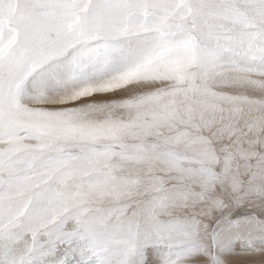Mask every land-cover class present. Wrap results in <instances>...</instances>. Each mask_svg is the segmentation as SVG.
<instances>
[{"label":"snow or ice","instance_id":"obj_1","mask_svg":"<svg viewBox=\"0 0 264 264\" xmlns=\"http://www.w3.org/2000/svg\"><path fill=\"white\" fill-rule=\"evenodd\" d=\"M0 264H264V0H0Z\"/></svg>","mask_w":264,"mask_h":264}]
</instances>
